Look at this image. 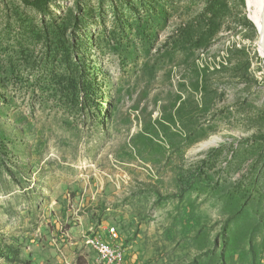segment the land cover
Segmentation results:
<instances>
[{"label": "rangeland", "instance_id": "374dc122", "mask_svg": "<svg viewBox=\"0 0 264 264\" xmlns=\"http://www.w3.org/2000/svg\"><path fill=\"white\" fill-rule=\"evenodd\" d=\"M245 11L0 0V264H106L95 235L121 264H264V59Z\"/></svg>", "mask_w": 264, "mask_h": 264}, {"label": "bare ground", "instance_id": "6f19581e", "mask_svg": "<svg viewBox=\"0 0 264 264\" xmlns=\"http://www.w3.org/2000/svg\"><path fill=\"white\" fill-rule=\"evenodd\" d=\"M245 6L247 18L258 30L255 41L256 51L264 59V0H245Z\"/></svg>", "mask_w": 264, "mask_h": 264}, {"label": "built area", "instance_id": "2783aa9c", "mask_svg": "<svg viewBox=\"0 0 264 264\" xmlns=\"http://www.w3.org/2000/svg\"><path fill=\"white\" fill-rule=\"evenodd\" d=\"M113 236H116V234L114 233ZM86 244L95 250L100 259L106 264H121L123 261L122 249L110 244L97 235L87 237Z\"/></svg>", "mask_w": 264, "mask_h": 264}, {"label": "trees", "instance_id": "16d2710c", "mask_svg": "<svg viewBox=\"0 0 264 264\" xmlns=\"http://www.w3.org/2000/svg\"><path fill=\"white\" fill-rule=\"evenodd\" d=\"M27 3L35 4L38 0H25Z\"/></svg>", "mask_w": 264, "mask_h": 264}]
</instances>
